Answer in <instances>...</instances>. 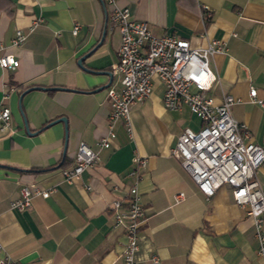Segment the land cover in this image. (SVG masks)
I'll list each match as a JSON object with an SVG mask.
<instances>
[{"label":"crops","instance_id":"0c3cea01","mask_svg":"<svg viewBox=\"0 0 264 264\" xmlns=\"http://www.w3.org/2000/svg\"><path fill=\"white\" fill-rule=\"evenodd\" d=\"M116 4L155 35L173 34L192 46L222 40L226 50L210 57L215 80L206 93L214 102L225 93L238 98L230 115L264 151V111L247 98L249 87L264 98V0ZM108 11L101 0H0V54L15 61L13 68L0 67V103L9 109L0 129V255L10 264H122L123 228L113 226L109 204L135 185L143 209L136 264L256 263L251 219L232 201L229 186L205 197L170 152L184 128L196 130L201 122L185 105L165 109L157 79L145 99L130 105V136L114 123V138L98 149L96 163L77 177L62 178L60 170L72 165L77 143L94 147L106 132L105 91L118 76L92 90L106 83L107 75L86 71L76 60L89 51L83 66L111 71L119 33ZM16 29L25 34L19 45L11 43ZM29 86L63 88L23 92ZM59 116L65 117V140L62 121L44 126ZM133 155L145 164L138 166ZM256 179L264 187V160ZM29 183L48 190L47 196L32 195L23 210L11 208L19 188ZM261 219L264 224V212Z\"/></svg>","mask_w":264,"mask_h":264},{"label":"built area","instance_id":"2783aa9c","mask_svg":"<svg viewBox=\"0 0 264 264\" xmlns=\"http://www.w3.org/2000/svg\"><path fill=\"white\" fill-rule=\"evenodd\" d=\"M109 7L107 19L117 28L119 43L116 62L111 73L117 74L116 85L106 87L109 110L106 132L96 141L94 147L79 141L72 165L60 170L63 179L77 177L86 167L93 166L98 159V149L106 148L114 138L113 125L120 122L130 136V105L145 99L152 90V80L162 85L161 104L165 109L177 110L185 105L198 117L201 124L196 130L184 128L176 137L170 152L179 159L180 165L188 172L190 179L205 197L219 186H229L232 201L250 217L253 235L256 239L257 262L264 264V187L256 179V170L264 160L261 145L253 142L243 123L232 118L230 105L239 101L231 94H223L218 102L206 91L215 80L209 67L210 57L224 53L226 47L220 39H210L205 45L192 46L186 38L173 34L155 35L144 20L130 16L124 6L116 0H101ZM201 16L206 19L209 12L201 6ZM76 25L71 32L75 33ZM25 34L14 31L11 43L19 45ZM11 54H0V67H14ZM254 87L247 90L249 102H256L264 111V98L256 97ZM9 119V109L0 103V129ZM132 161L142 167L145 159L137 155ZM48 190H40L34 184H24L18 196L10 201V207L23 210L28 207L32 195L45 197ZM113 214V226L123 228L124 241L120 257L122 264H136L138 233L143 222V209L135 185H130L120 198L109 204ZM151 260H155L151 256ZM6 254L0 255V264H10Z\"/></svg>","mask_w":264,"mask_h":264},{"label":"water","instance_id":"95a60500","mask_svg":"<svg viewBox=\"0 0 264 264\" xmlns=\"http://www.w3.org/2000/svg\"><path fill=\"white\" fill-rule=\"evenodd\" d=\"M101 3H102V2H101ZM104 29H105V24L103 25V28H102V31H101V34H100V37H99L98 42H99V41L103 38V36H104ZM88 54H89V51L83 53L82 55H80V56L77 58L76 62H77V64H78L80 67H82V68L85 69L86 71H89V72L94 73V74L102 73V74H106V75H107V77H108L107 82H106V83H103L102 85H98L97 87H95V88L92 89V90L101 89V88L107 86V84L110 82L111 77H112V73H111L110 70H94V69H89V68L83 66L82 63H81V61H82V59H83L86 55H88ZM30 88L55 89V88H63V87H60V86H45V87H44V86H29V87H27L23 92H25L26 90H28V89H30ZM21 94H22V93H21ZM21 94H20V95H21ZM55 121H62V122H63V126H64V135H63V138H64V140H65V139H66L65 117H63V116L56 117V118H54V119H52V120L46 122V123L44 124V126H47V125H49V124H51V123H53V122H55ZM24 126H25V128H26L25 122H24ZM63 150H64V145H63V148H62V152H63Z\"/></svg>","mask_w":264,"mask_h":264}]
</instances>
